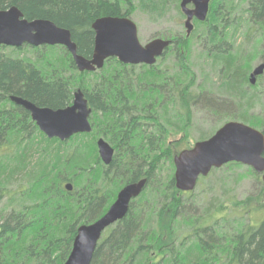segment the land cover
<instances>
[{"label": "trees", "instance_id": "trees-1", "mask_svg": "<svg viewBox=\"0 0 264 264\" xmlns=\"http://www.w3.org/2000/svg\"><path fill=\"white\" fill-rule=\"evenodd\" d=\"M241 1V13L232 15L230 0H213L207 21H196L206 30L199 54L203 83L191 60L194 31L187 37L185 27L186 35L165 38L172 46L155 66L110 59L100 71L80 73L60 46L31 47L30 56H8L0 48V264H65L79 227L103 217L123 187L142 179L148 180L144 192L104 234L91 264H264V185L256 199L240 201L233 192L224 198L222 190L233 184L229 175L244 167L231 163L202 177L200 191L181 192L168 145L171 136L191 134L198 107L218 128L238 121L264 133V73L255 85L250 82L264 64V0ZM167 3L150 0L158 13ZM133 5V0H0V11L15 6L28 20L69 30L78 54L91 59L94 22L131 19ZM78 90L92 110L93 131L66 142L48 139L29 112L10 100L59 110L72 105ZM99 136L115 151L109 166L100 161ZM247 173L259 175L249 167ZM218 185L223 189L214 190Z\"/></svg>", "mask_w": 264, "mask_h": 264}, {"label": "water", "instance_id": "water-1", "mask_svg": "<svg viewBox=\"0 0 264 264\" xmlns=\"http://www.w3.org/2000/svg\"><path fill=\"white\" fill-rule=\"evenodd\" d=\"M212 1H181V11L186 17L187 37L195 29L194 21H207ZM92 29L95 33V49L92 58L87 59L78 54L69 30L48 20H28L14 6L0 11V48L60 46L72 56L80 73H93L102 70L110 59L128 66H155L172 46V41L159 38L143 46L139 41L136 24L126 17L99 18ZM263 73L264 64L256 67L251 75V84L255 85ZM10 100L29 112L32 121L50 140L66 142L77 135L93 131L90 122L92 110L82 90L75 92L71 106L59 110L41 108L20 97L13 96ZM97 148L101 161L109 166L114 159V149L104 139L97 141ZM231 163L244 165L263 175L264 183V133L242 122L225 123L209 139L197 142L193 148L182 151L174 158L176 187L181 192H193L202 177L206 178L214 169H221ZM147 183V179H142L126 185L103 217L93 224L80 226L65 264H91L104 234L126 218L131 203L140 197ZM66 189L72 191V185L68 184Z\"/></svg>", "mask_w": 264, "mask_h": 264}, {"label": "rangeland", "instance_id": "rangeland-1", "mask_svg": "<svg viewBox=\"0 0 264 264\" xmlns=\"http://www.w3.org/2000/svg\"><path fill=\"white\" fill-rule=\"evenodd\" d=\"M163 0H160V2ZM176 0H168V3L166 4L167 7L160 8V12L158 13V8H154L150 4V0H133V15L131 16V20L136 24L138 28V37L140 43L145 46L153 39H165L166 37L174 34H185V22L186 17L183 19L181 18L180 12L176 8V4L180 7L181 1L179 0V3L175 2ZM241 0H230V8L231 10H234L232 15H238L240 14L241 10ZM158 3V2H157ZM174 3V4H173ZM212 7V5H211ZM181 9V7H180ZM194 35L193 40L191 41V47L193 50L192 55V65L195 68V71L198 75L199 83H203L204 77H203V70L205 68V65L200 58V38L203 37L206 34V30L204 27H200L196 24V21H194ZM199 40V41H198ZM243 33L239 34L236 37V46L240 47L243 43ZM31 47H25V49L18 53L14 50V48H7L4 47L1 51L2 53L8 55V56H30L32 53V50H30ZM192 52V51H191ZM258 65V64H257ZM256 65V66H257ZM219 85V84H218ZM215 88L214 94L221 95L220 90H217ZM188 115H191L193 118V112L191 110L188 111ZM190 117V119H192ZM194 126L193 130L191 131V134L189 136H185L184 134L175 135L174 137L171 136L168 140L169 145V152L171 151L173 155L177 156L179 153H181L184 150H189L194 147V145L197 143V139L204 134H209L205 140L209 139L211 136L215 134L218 128L219 123L213 120L210 114L203 111L201 108H195L194 109ZM238 122V121H237ZM222 127V126H221ZM104 139L102 136H99L97 140ZM204 141V140H202ZM199 142V141H198ZM57 147L54 146V150ZM99 155V153H98ZM100 158V157H99ZM38 156L33 160H37ZM101 161V159H100ZM102 162V161H101ZM103 163V162H102ZM15 165V164H14ZM30 168V167H29ZM248 167H243L242 169H239L236 171V173H231L229 175L231 177V180L233 181L232 187H229L227 189L221 188V185H218L214 190L219 191L223 189L224 198L227 199L229 196L228 193L233 192L237 199L242 201L249 197H252L256 199L260 193L261 188L264 185L263 184V175H258L257 177L251 175L250 173H247ZM228 176V177H229ZM16 180L12 186V190H16L17 186L19 185V182ZM21 181V178H20ZM27 182L22 181L21 184H26ZM20 184V185H21ZM203 187L198 186L196 192L200 191ZM19 198V197H17ZM106 234V233H105Z\"/></svg>", "mask_w": 264, "mask_h": 264}]
</instances>
